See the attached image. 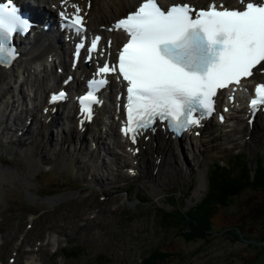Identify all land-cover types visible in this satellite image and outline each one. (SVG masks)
Returning <instances> with one entry per match:
<instances>
[{
    "label": "rangeland",
    "instance_id": "obj_1",
    "mask_svg": "<svg viewBox=\"0 0 264 264\" xmlns=\"http://www.w3.org/2000/svg\"><path fill=\"white\" fill-rule=\"evenodd\" d=\"M25 86L21 85L23 91ZM18 97L12 96L17 113L20 106L26 110ZM65 114H59L60 125L50 126L51 132L43 131L40 137L28 134L14 153L0 152L2 165L10 168V175L0 181V264H138L145 256H156L157 264H264V180L258 177L262 181L258 183L255 177L264 167V135L256 128L255 151L250 152L242 145L250 139L240 135V124H222L224 129L220 127L217 139L202 146V154L193 159L183 151L188 167L182 174L171 172L172 167L163 172L156 194L150 191V172L139 168L134 175L129 172L130 177L125 169L120 173L121 157L114 148L115 160L102 149L93 158L85 147L78 153L80 140L68 144L69 137L63 138L61 130L69 121ZM9 115L1 120L0 129L11 122ZM24 118L26 114H21L17 123L24 124ZM31 126L30 132L36 125ZM226 129L237 144L224 136ZM12 133L5 132L11 142ZM100 135L103 142H110L109 134ZM85 144L90 148L89 141ZM33 161L38 165L29 169ZM215 162L222 168L213 174ZM102 173L107 180L100 181ZM225 183L226 197L212 199V188L222 189ZM53 196L58 202L40 200ZM205 200L209 231L188 239L185 215L193 217ZM9 257L14 258L12 263Z\"/></svg>",
    "mask_w": 264,
    "mask_h": 264
},
{
    "label": "snow or ice",
    "instance_id": "obj_2",
    "mask_svg": "<svg viewBox=\"0 0 264 264\" xmlns=\"http://www.w3.org/2000/svg\"><path fill=\"white\" fill-rule=\"evenodd\" d=\"M239 2V7H228L211 0L197 9L188 3L161 6L157 0H143L114 24V29L127 33V42L111 66L108 60L102 66L97 62V71L88 81L89 90L78 97L82 115L91 119V105L99 102L96 92L108 83V74L118 73L117 79L127 82L122 131L133 143L157 120L167 121L168 128L177 134L198 126L214 111L218 90L239 85L242 78L253 76V69L264 76V0ZM66 3L61 0L62 6ZM72 7V14L65 8L59 15L65 26L84 32L81 8L76 4ZM31 26L13 0L0 3V65L15 58L13 34L27 32ZM100 39L92 38L88 60ZM83 47V42L77 44V58ZM64 98L63 91L54 93L51 102ZM249 110L253 116L264 110V81L256 84Z\"/></svg>",
    "mask_w": 264,
    "mask_h": 264
},
{
    "label": "bare ground",
    "instance_id": "obj_3",
    "mask_svg": "<svg viewBox=\"0 0 264 264\" xmlns=\"http://www.w3.org/2000/svg\"><path fill=\"white\" fill-rule=\"evenodd\" d=\"M90 1V6L88 9L87 13V24L88 27H93L95 28L98 24H104L105 22H109L113 20L114 18H117L118 16L122 15L125 11H128L132 9L133 5L138 1V0H89ZM197 2H203V1H208V0H195ZM48 3V2H47ZM51 3V2H49ZM40 39H36L33 42V45L24 48V52L21 53L20 57L18 58L17 62L15 65L12 67H9L7 69H1L0 68V123L1 120L7 115L11 114L15 111L17 108L14 107V100L12 99V96L15 94H18L20 98L22 99L24 97V94H21V85H25L27 80L30 82L31 77H36L37 74L40 73V67L42 68L43 65L46 62L47 56L50 54L51 50H59L58 55H61L64 51L61 49L63 47L62 42L56 45V47H53V42L52 39L49 36L46 35H40ZM59 62L62 64V66L67 69V64L64 61V59L61 58L59 59ZM33 64V65H31ZM55 67V66H53ZM16 73L18 75H21L20 78L16 76ZM50 76L54 80L57 76L54 73H51ZM18 79H22V81L17 84L16 82ZM35 78L33 79V81ZM46 81L45 86H43V82L39 79L36 80V86H34V91H33V86L32 84L26 85V91L28 93L33 91L32 97L34 98V95L36 94V90L41 91L42 87L45 89L47 87V80L48 78L46 77L44 79ZM16 84L18 86V89H16ZM73 82L70 84V87H72ZM15 90V91H14ZM14 95H13V93ZM23 93V92H22ZM38 97V94H36V98ZM19 98V97H18ZM15 99V98H14ZM17 99V98H16ZM20 100V99H19ZM19 104V103H18ZM24 104V102H23ZM35 106V105H34ZM18 109V108H17ZM23 107H20L19 113L14 112L12 116H8L7 119L11 120L9 124H4L5 127H2L0 129L2 136L5 137V140H2L0 137V152H9V153H14L15 148L17 146H21V141H23L22 138L28 136V133H30V128L28 126H25L22 124L17 123L18 120H21V114H26V116H30L31 118L33 117L34 120L37 123L36 132L37 136L40 137L43 135V131H50L49 128L50 126L53 125H60L58 121L59 114L56 113V116L50 115V118L46 120H37L36 116L33 115L32 113H29L25 109L22 110ZM105 112L103 107H100L97 110V115L101 116ZM45 118V116H40V118ZM23 118V117H22ZM69 120V122L66 123L67 128L64 130H61V132L66 136L69 140L67 142L68 144L71 142H74L75 138L79 139L78 147L75 148V150L78 151V153H84L85 151L82 150L83 147H85L87 150V154L89 155L90 158H93V156L99 155V149L104 150L109 156L115 160L117 157L115 156L113 147H120L119 146V138L118 140L115 138H110V145L109 143L107 144L105 141L103 142L101 139V132H105L106 134H109L111 136H117L116 133L112 131L110 128V124L107 126V130L103 131L101 128L104 127L102 123L98 122V119L96 120L93 118L90 120V123L85 124L82 123L81 129H78L76 131L74 127V121L75 118L73 115H70L67 117V115L64 117ZM231 118V117H230ZM228 118V119H230ZM25 119V118H24ZM261 121H264V117H257L256 121L252 122L251 126L246 125L245 123L240 121V135H243L242 137L248 138L249 141L244 140L242 145L244 148L246 147L250 152L255 151V142L253 140L254 133L253 130L256 128L257 133L264 135V131L261 130V127H264V123H260ZM24 122V121H23ZM73 126H71V124ZM75 126H77V123L75 122ZM91 126V127H90ZM100 126V127H99ZM220 127L223 128L222 125L219 123L213 121L212 119H208L207 122L203 125V127L197 131L195 134L192 135L189 134L188 136L183 135L179 139H172L169 137V135L165 136V134L162 133V131L154 130L153 132H147V139L143 140V138H138L135 141L134 147L137 148V152H134L131 154V152H126L125 149H122V158L118 161L121 162V167L124 169V165H127V169H133L134 171H137V169L142 168L146 170V172H150V191L156 192L158 194V182L161 180V177L163 175V172L167 169L170 168V171L172 172H177V174H182L183 171L187 169L188 166H186L185 162L183 161V151L187 152L193 159L196 158L198 155L203 153L202 146L209 144L212 142V140L215 141L217 139L219 131H221ZM23 128V133L18 135L17 129ZM224 129V128H223ZM68 130V131H67ZM224 131V136L226 138H230V141L233 142V144H237L235 142V138L232 137L231 133L228 130H223ZM5 132H14L15 138L12 139V142L7 139V136H5ZM90 133V138L85 137L86 133ZM218 132V133H217ZM229 132V133H228ZM12 133V134H14ZM204 133V134H203ZM115 134V135H114ZM203 134V135H202ZM261 138V137H259ZM34 140V138H32ZM67 140V139H65ZM64 140V141H65ZM89 141L90 143V148H87L85 143ZM66 143V142H65ZM81 143V145H80ZM228 143V142H227ZM122 146V145H121ZM7 147V148H6ZM8 147L10 150H7ZM18 147V148H19ZM124 147V146H123ZM133 146H130V149ZM17 153V152H16ZM24 157H28V152H24ZM96 154V155H95ZM91 155V156H90ZM123 156H125L126 159H123ZM119 157V156H118ZM126 160H129L130 162H126ZM2 161L0 158V178L1 182L5 181L6 176L10 175L8 172V167L2 165ZM38 165V161H33L30 163V168L35 167ZM103 165V164H102ZM100 164L101 170H103V166ZM116 165V163H115ZM6 167V168H4ZM116 167H119L116 165ZM89 169H92V166L89 167ZM105 169V168H104ZM122 169L120 171H122ZM154 170V171H153ZM12 171V170H11ZM165 173V172H164ZM100 175V174H99ZM156 175H158L156 177ZM93 178V177H92ZM95 179H98V176L95 177ZM100 181H104L105 179L107 180L108 178H105V175L102 173L100 175ZM201 182L203 180V176L200 178ZM102 191L104 189H101ZM40 200H45L46 202L49 201L51 202H58L57 197H46V198H40ZM33 260V258H32ZM30 260V261H32ZM29 261V262H30ZM35 262V261H34Z\"/></svg>",
    "mask_w": 264,
    "mask_h": 264
},
{
    "label": "trees",
    "instance_id": "obj_4",
    "mask_svg": "<svg viewBox=\"0 0 264 264\" xmlns=\"http://www.w3.org/2000/svg\"><path fill=\"white\" fill-rule=\"evenodd\" d=\"M215 168H221V167L218 165H213V169H212L213 174H215V170H216ZM240 168H241L240 171L243 172L244 167L241 166ZM259 169H260V171H258ZM259 169L257 170L258 174L256 173L255 177L257 178L256 181L258 183H261L262 182L261 179L264 180V167H260ZM215 176H217V175H215ZM258 177H261V179ZM214 179L217 180L216 178H214ZM214 185H218V184H214ZM231 186L234 188L237 185L234 184ZM226 187H227L226 183L224 184L222 189L217 188V187H213L212 192L210 193L211 198L214 200H220V197H223V196L226 197V195L228 194L227 191L229 190ZM204 203H206V200L204 202L200 201L198 203L199 204L198 208L201 210L197 209V213H194L193 217H191V215H189V214L185 215L186 232H187V238L188 239L202 237L203 235H205V232L209 231V228L207 226L206 216H205L206 213H205V210L203 209ZM175 213H181V212H175ZM165 216L169 217V219L173 218V216L169 215V214H166ZM181 229H182V226H181ZM225 229L226 228H224L223 231ZM157 260H158V258H156V256H147V257L145 256V258L142 259L141 264H157ZM242 264H253V262H247V263H242Z\"/></svg>",
    "mask_w": 264,
    "mask_h": 264
}]
</instances>
